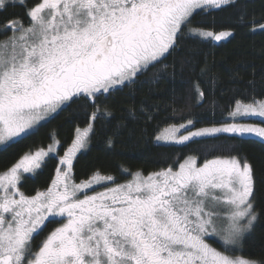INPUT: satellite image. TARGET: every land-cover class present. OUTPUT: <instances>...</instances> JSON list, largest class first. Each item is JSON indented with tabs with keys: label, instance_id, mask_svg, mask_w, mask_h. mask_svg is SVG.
I'll return each instance as SVG.
<instances>
[{
	"label": "snow or ice",
	"instance_id": "6c2138e0",
	"mask_svg": "<svg viewBox=\"0 0 264 264\" xmlns=\"http://www.w3.org/2000/svg\"><path fill=\"white\" fill-rule=\"evenodd\" d=\"M234 2L35 0L28 6L26 0H0V13L24 8L23 17L13 14L0 22V145L6 149L27 139L42 121L73 103L87 123L76 128L45 190L26 195L19 184L22 174L35 172L55 151L52 146L24 154L0 173V264H264V253L250 258L254 254L244 248L264 218V187L257 188L253 166L233 154L234 146L207 145L206 153L222 154L201 165L189 156L175 170L169 166L147 175L137 170L124 183L99 171L76 183L72 174L76 153L87 146L96 122L113 116L107 103L113 94L169 70L174 75L176 64L167 61L185 36L230 37L231 31L208 30L212 25L193 26V19L198 11L222 10ZM245 19L240 16L241 25ZM259 27L264 30V24ZM188 64L182 61L181 71ZM204 77L215 83L207 65L192 84L196 103L206 98ZM130 105L125 111L133 119H152L143 102ZM230 115L264 118V100L253 97L243 106L237 101ZM178 131L165 129L156 140L183 144L217 133L264 138V127L252 124L177 137ZM101 183L112 186L88 194ZM52 217L59 218V226L34 245Z\"/></svg>",
	"mask_w": 264,
	"mask_h": 264
},
{
	"label": "trees",
	"instance_id": "16d2710c",
	"mask_svg": "<svg viewBox=\"0 0 264 264\" xmlns=\"http://www.w3.org/2000/svg\"><path fill=\"white\" fill-rule=\"evenodd\" d=\"M34 2L30 0L26 4L29 6ZM13 14L23 17L24 8H9L8 12L0 13V22ZM241 15L246 18L243 25L239 22ZM197 24L212 25L208 30L231 31L233 34L218 44L185 36L167 61L175 62L174 75L169 70L155 80L114 93L107 101L113 109V116L96 122L94 130L89 133L86 149L73 161L72 174L76 183L90 179L97 171L101 175L115 177L116 183H122L137 170H142L145 175L169 166L175 170L189 156L195 157L197 164L201 165L205 159L222 154L206 153L205 146L230 145L235 148L233 154L247 157L253 166L257 188L264 187L261 183L264 181V143L258 140L217 136L182 145L155 143L156 136L166 127L188 123L189 120L195 127L224 124L229 121L237 101L247 105L253 102V97L256 101L264 100V30L259 27V24H264V0H235L234 6L226 5L222 10L198 12L193 26ZM3 38L0 33V39ZM182 61L189 62L183 71L180 68ZM205 65L215 83L209 85L208 78H202L201 87L206 91V98L196 103L192 84L199 68ZM151 75L149 73V77ZM131 101L137 105L143 102L152 119L146 121L143 116L137 119L130 117L125 110L131 106ZM86 126L83 109L78 104L63 107L41 124L33 135L0 149V173L17 163L24 154L45 150L56 143V154L46 157L41 167L32 175L21 178L19 184L20 191L26 195L45 190L55 175L59 156L71 146L76 128ZM109 139L113 141L111 146ZM124 169L129 171L126 173ZM259 197L260 193L258 200ZM57 225L56 220H49L47 227L34 240V245ZM244 248L245 253L254 254L250 258L258 259L264 253V218L246 238Z\"/></svg>",
	"mask_w": 264,
	"mask_h": 264
},
{
	"label": "rangeland",
	"instance_id": "374dc122",
	"mask_svg": "<svg viewBox=\"0 0 264 264\" xmlns=\"http://www.w3.org/2000/svg\"><path fill=\"white\" fill-rule=\"evenodd\" d=\"M199 12V11H198ZM199 38V37H198ZM229 37H227V38H225L224 40H221V41H210V42H212V43H215V44H218V43H221V42H224V41H226L227 39H228ZM200 39H202V38H200ZM203 40V39H202ZM241 106H243V104H241ZM237 107V106H236ZM236 107H235V109H234V111H232V112H235L236 111ZM55 115V114H54ZM49 119H51V118H49ZM49 119H47V120H45V121H42L39 125H37V128L41 125V124H43V123H45L46 121H48ZM232 123H237V124H252V125H256V126H258V127H264V118H261V117H259V116H257V115H250V116H243V115H238L235 119H233V117L230 115L229 116V121L227 122V123H224V124H220V125H213V126H209V127H195L193 124L192 125H189L188 123H184V124H180V125H175V127L176 128H178L179 129V131L176 133V135H177V137H179V136H182V135H188V133L189 132H194V131H197V130H199V129H202V128H211V127H221V126H223V125H226V124H232ZM181 125H184V127H180ZM170 127H173V126H170ZM170 127H166V128H164L157 136H160V135H162L163 133H164V131H165V129H168V128H170ZM156 136V137H157ZM217 136H236V137H240L238 134H232V133H217V134H213L212 136H205V137H196V138H193L191 141H193V140H197V139H201V138H209V137H217ZM244 138H252V139H255V140H258V141H260L261 142V140L262 139H264V138H259V137H256L254 134H246L245 135V137ZM188 142H190V141H188ZM188 142H185V143H183V144H186V143H188ZM155 143H157V144H164V145H170V144H172V145H182V144H179V143H176L175 141H172V140H160V141H157L156 140V138H155ZM50 147V146H49ZM52 147H54V149H55V151L53 152V153H50L49 155H55L56 154V143L55 144H53L52 145ZM87 147V146H86ZM86 147L85 148H83V149H81L80 151H78L77 153H76V155H78L79 153H81V152H83L85 149H86ZM4 148V146L3 145H0V149H3ZM48 149L49 148H47V149H45L44 151H48ZM37 151H39V150H37ZM67 151V150H66ZM65 151V152H66ZM36 152V151H35ZM35 152H32V154H34ZM64 152V153H65ZM64 154L62 153L60 156H59V158L60 157H62ZM76 157V156H75ZM46 159V157L43 159V161ZM75 159V158H74ZM43 161H42V163H43ZM74 161V160H73ZM184 162V161H183ZM41 163V164H42ZM36 171V170H35ZM34 173V172H33ZM33 173H24V174H22V178L24 177V176H26V175H32ZM131 179V177L128 179V180H130ZM122 183H124V182H122ZM112 186V184L111 183H108V184H103V183H101V184H97V185H95L94 186V188L92 189V190H90L89 191V195H92V194H94V192H100V191H104V189H105V187H111ZM49 220H56L57 221V223H58V225L56 226V227H58L59 226V224H60V220H59V218L58 217H52V218H49ZM54 229V228H53Z\"/></svg>",
	"mask_w": 264,
	"mask_h": 264
},
{
	"label": "flooded vegetation",
	"instance_id": "af4514ba",
	"mask_svg": "<svg viewBox=\"0 0 264 264\" xmlns=\"http://www.w3.org/2000/svg\"><path fill=\"white\" fill-rule=\"evenodd\" d=\"M27 1H30V0H26V3H27ZM29 6H31V5H29ZM40 235H41V234H40ZM46 235H47V234H46ZM46 235H45V236H46ZM45 236H43L41 240L39 239L38 242H37V244H39L40 241H42V240L44 239Z\"/></svg>",
	"mask_w": 264,
	"mask_h": 264
}]
</instances>
